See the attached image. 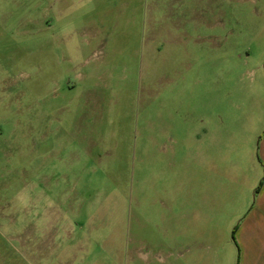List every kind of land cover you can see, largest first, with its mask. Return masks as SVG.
<instances>
[{
  "label": "rangeland",
  "instance_id": "374dc122",
  "mask_svg": "<svg viewBox=\"0 0 264 264\" xmlns=\"http://www.w3.org/2000/svg\"><path fill=\"white\" fill-rule=\"evenodd\" d=\"M257 66L264 0H0V264L237 257L257 185L207 216L191 141Z\"/></svg>",
  "mask_w": 264,
  "mask_h": 264
},
{
  "label": "crops",
  "instance_id": "0c3cea01",
  "mask_svg": "<svg viewBox=\"0 0 264 264\" xmlns=\"http://www.w3.org/2000/svg\"><path fill=\"white\" fill-rule=\"evenodd\" d=\"M260 72L257 66V81L245 90L240 112L231 114L222 109L218 114L209 110L205 126L200 127L197 139L191 141L190 169L194 178L205 179V202L200 206L205 208L207 216L213 215L214 210L215 173L220 179L232 180L226 183L231 189L238 182L257 185L249 212L231 218L236 221L244 216L235 229L238 256L231 254L227 264H234V258L236 264H264V70ZM200 196L197 190L198 201ZM208 255H204L206 260ZM210 259L211 264L216 263L213 255Z\"/></svg>",
  "mask_w": 264,
  "mask_h": 264
}]
</instances>
